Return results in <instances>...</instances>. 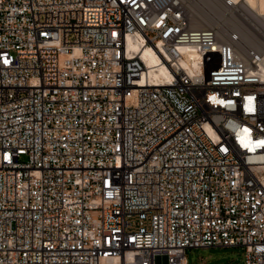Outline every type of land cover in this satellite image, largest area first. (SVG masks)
Masks as SVG:
<instances>
[{
  "label": "built area",
  "instance_id": "1",
  "mask_svg": "<svg viewBox=\"0 0 264 264\" xmlns=\"http://www.w3.org/2000/svg\"><path fill=\"white\" fill-rule=\"evenodd\" d=\"M241 39L182 0H0V264H264V78Z\"/></svg>",
  "mask_w": 264,
  "mask_h": 264
},
{
  "label": "rangeland",
  "instance_id": "2",
  "mask_svg": "<svg viewBox=\"0 0 264 264\" xmlns=\"http://www.w3.org/2000/svg\"><path fill=\"white\" fill-rule=\"evenodd\" d=\"M196 29L212 28L226 39L239 32L244 49L264 51V19L241 3L227 5V0H182ZM241 247L209 248L187 251V264H245Z\"/></svg>",
  "mask_w": 264,
  "mask_h": 264
},
{
  "label": "bare ground",
  "instance_id": "3",
  "mask_svg": "<svg viewBox=\"0 0 264 264\" xmlns=\"http://www.w3.org/2000/svg\"><path fill=\"white\" fill-rule=\"evenodd\" d=\"M226 2L227 5L230 6H237L243 3L250 11L254 13L256 12L259 17L264 19V0H227ZM237 33L240 34L239 32ZM127 46L130 51L141 54L143 59L146 61L148 67H150L148 77L151 83L154 84L161 82L164 84L170 83L171 77L169 75V72L164 65H161L160 59L157 56V52H155V49L151 47L141 48L134 37L128 38ZM181 51H183V53H186L188 51L190 52V50H187L185 48L181 49ZM257 51L261 54L259 70H260V74L264 78V51H259V50ZM197 59L198 57L196 54L194 53L187 54V58L185 61H183L182 65L188 71V73L191 74L198 69ZM104 264H115V263L107 262Z\"/></svg>",
  "mask_w": 264,
  "mask_h": 264
}]
</instances>
